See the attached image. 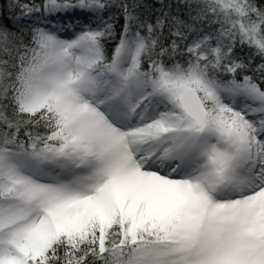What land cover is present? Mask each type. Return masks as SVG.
I'll return each mask as SVG.
<instances>
[{
  "label": "snow or ice",
  "instance_id": "1",
  "mask_svg": "<svg viewBox=\"0 0 264 264\" xmlns=\"http://www.w3.org/2000/svg\"><path fill=\"white\" fill-rule=\"evenodd\" d=\"M0 264H264V0H0Z\"/></svg>",
  "mask_w": 264,
  "mask_h": 264
}]
</instances>
